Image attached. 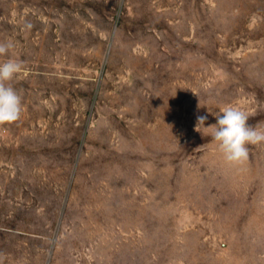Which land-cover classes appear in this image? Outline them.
Returning a JSON list of instances; mask_svg holds the SVG:
<instances>
[{"label":"rangeland","instance_id":"obj_1","mask_svg":"<svg viewBox=\"0 0 264 264\" xmlns=\"http://www.w3.org/2000/svg\"><path fill=\"white\" fill-rule=\"evenodd\" d=\"M8 40L0 264H264V143L196 130L264 126V0H0Z\"/></svg>","mask_w":264,"mask_h":264},{"label":"clouds","instance_id":"obj_2","mask_svg":"<svg viewBox=\"0 0 264 264\" xmlns=\"http://www.w3.org/2000/svg\"><path fill=\"white\" fill-rule=\"evenodd\" d=\"M14 48L12 40L0 42V57L9 56L0 61V125L17 121L23 112L22 97L10 84L24 68L21 60L10 55ZM215 117L217 122L205 127L207 115H197L196 130L201 126L205 130L210 129L212 140L227 163L243 164L249 156L248 145L264 143V126H250L246 111L224 105Z\"/></svg>","mask_w":264,"mask_h":264}]
</instances>
